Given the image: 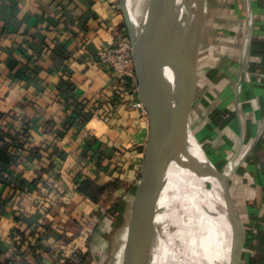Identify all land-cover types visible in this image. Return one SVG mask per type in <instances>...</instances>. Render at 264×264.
<instances>
[{
    "label": "crops",
    "instance_id": "crops-1",
    "mask_svg": "<svg viewBox=\"0 0 264 264\" xmlns=\"http://www.w3.org/2000/svg\"><path fill=\"white\" fill-rule=\"evenodd\" d=\"M125 31L119 0H0V126H30L10 167L26 192L0 183V264L13 230L32 264H66L78 252L95 261L113 229L130 225L148 116L135 79L98 56ZM184 100L212 169L234 170L226 191L240 209V264H264V0H204ZM72 118L56 141L51 130ZM86 178L110 186L95 201L78 189Z\"/></svg>",
    "mask_w": 264,
    "mask_h": 264
},
{
    "label": "water",
    "instance_id": "water-1",
    "mask_svg": "<svg viewBox=\"0 0 264 264\" xmlns=\"http://www.w3.org/2000/svg\"><path fill=\"white\" fill-rule=\"evenodd\" d=\"M119 4L132 43L137 97L148 116L126 259L129 264H181L187 217L207 214L228 223L222 264H240V209L226 191L234 170L222 176L212 192L189 194L169 164L189 125L184 84L204 0H166L154 20H139L130 0Z\"/></svg>",
    "mask_w": 264,
    "mask_h": 264
},
{
    "label": "bare ground",
    "instance_id": "bare-ground-1",
    "mask_svg": "<svg viewBox=\"0 0 264 264\" xmlns=\"http://www.w3.org/2000/svg\"><path fill=\"white\" fill-rule=\"evenodd\" d=\"M134 11L138 15L137 9ZM200 145L186 124L184 139L173 149L169 162L176 179L189 194L203 191L206 182L211 187L205 191L212 192L224 176L212 169ZM209 197L215 201L214 195ZM227 229L228 223L221 216L189 215L185 223L181 264H222Z\"/></svg>",
    "mask_w": 264,
    "mask_h": 264
},
{
    "label": "trees",
    "instance_id": "trees-1",
    "mask_svg": "<svg viewBox=\"0 0 264 264\" xmlns=\"http://www.w3.org/2000/svg\"><path fill=\"white\" fill-rule=\"evenodd\" d=\"M69 107H72V110L76 113V116L82 117L85 115L84 106L76 103L72 97H70ZM73 120L74 118H72V120H70V122H68L66 125L51 130L56 141H59L64 137V134H66L72 127ZM12 129V126L7 130L0 126V183H2L4 187H10L11 189H14L15 192H17L18 190L21 192H26L25 180L21 178V174L12 172L10 167L18 163L20 150L23 148L24 144L30 137V126L29 124L27 125L24 123L20 128L21 130L16 132L15 134L12 133ZM56 141L50 145L52 151H55L58 147ZM101 161L102 159L99 158L97 164L99 165ZM109 186V184L99 185L97 182L86 178L78 184V189L96 201L102 194V192ZM4 201L6 200L0 199V206ZM72 256L73 257L70 258V261H67L66 264H90L92 260V256L90 253L89 255H86L78 252L74 253Z\"/></svg>",
    "mask_w": 264,
    "mask_h": 264
},
{
    "label": "built area",
    "instance_id": "built-area-1",
    "mask_svg": "<svg viewBox=\"0 0 264 264\" xmlns=\"http://www.w3.org/2000/svg\"><path fill=\"white\" fill-rule=\"evenodd\" d=\"M98 56L100 63L120 75L133 77L136 82L132 43L127 29L118 44L103 46L99 49ZM135 105L142 108L138 97ZM8 242L5 252L6 264H32L23 249L25 235L20 230H13Z\"/></svg>",
    "mask_w": 264,
    "mask_h": 264
},
{
    "label": "rangeland",
    "instance_id": "rangeland-1",
    "mask_svg": "<svg viewBox=\"0 0 264 264\" xmlns=\"http://www.w3.org/2000/svg\"><path fill=\"white\" fill-rule=\"evenodd\" d=\"M130 1L132 3V6L135 9H137V13H138L137 18L139 20H142L145 17L150 18L152 20L156 19L166 4V0H155V1L130 0ZM147 9L149 10V12ZM210 187L211 185L206 182L202 190L203 191L209 190ZM128 232H129V221L127 219L123 227L121 226L118 227L117 229H113V232L111 233V236L109 238L108 245L104 249L105 252L101 253V256L95 259V261L93 260L94 262L91 260L90 264H129L126 259V245L128 240ZM183 247H184V234H183Z\"/></svg>",
    "mask_w": 264,
    "mask_h": 264
}]
</instances>
